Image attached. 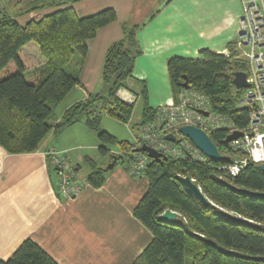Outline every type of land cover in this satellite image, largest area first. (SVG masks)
Returning <instances> with one entry per match:
<instances>
[{
  "label": "trees",
  "instance_id": "obj_1",
  "mask_svg": "<svg viewBox=\"0 0 264 264\" xmlns=\"http://www.w3.org/2000/svg\"><path fill=\"white\" fill-rule=\"evenodd\" d=\"M75 1L38 3L31 9L54 8L24 24L0 10V146L9 153L34 151L50 130L59 131L85 115V124L97 131L99 151L105 154L107 144H117L122 150L113 157L125 163L139 151L133 150L134 143L117 140L102 130L100 120L103 115L122 122L130 118L132 104L120 99L117 90L132 74L139 51L135 34L140 24L125 23L123 36L105 51L100 79L107 87L106 93L89 94L67 108L59 121H50L55 105L79 83L70 61L75 54L83 57L86 41L116 19L112 7L80 17L72 5ZM234 44L228 43V55L203 47L199 49L200 57L175 55L167 59L166 65L175 101L186 80L188 88L209 99L213 112L230 117L234 126L241 128L247 122V112L236 106L243 88L235 86L233 73L247 72V63L235 57ZM157 111L145 100L141 125L152 121ZM226 135L224 128L209 133L220 150ZM166 156L158 162L149 158L143 171L148 186L133 214L152 238L130 264H264L256 258L264 256V197L238 190L264 192L260 164L249 161L231 176L219 169L229 161L228 155L222 161ZM87 162L91 166L88 182L101 185L105 170L90 159ZM183 176L192 178L210 203L198 201L183 184ZM166 208L175 210L178 218L160 219L159 214ZM226 212L239 218L232 219ZM0 264L57 263L38 244L25 239Z\"/></svg>",
  "mask_w": 264,
  "mask_h": 264
},
{
  "label": "crops",
  "instance_id": "obj_2",
  "mask_svg": "<svg viewBox=\"0 0 264 264\" xmlns=\"http://www.w3.org/2000/svg\"><path fill=\"white\" fill-rule=\"evenodd\" d=\"M45 1L0 0V10L24 24L54 8L31 9ZM145 1L146 12L138 19L139 5H143L139 0H77L72 4L80 17L112 7L116 19L86 41L83 57L77 54L70 61L79 83L57 103L58 115L50 117L52 123L89 94L106 93L100 79L105 51L123 36L119 18L132 11L131 23L140 24L135 34L139 51L131 76L117 90L120 99L132 104L131 115L127 122L109 115L100 120L101 129L117 140L134 143L140 137L145 100L158 109L178 102L168 79L169 57H200L203 47L225 53L228 43L237 39L243 0ZM85 117L81 115L59 131L50 130L34 151L9 153L0 146V260L7 259L23 240L31 239L57 264H130L151 240V232L133 214L148 178L129 174L124 162L112 158L122 150L117 144H107V152L101 153L97 131L85 124ZM177 135L185 136L178 129ZM51 147L65 154L85 182L74 197L58 192L55 167L46 155ZM87 159L106 172L99 186L87 180L91 171ZM112 161V167L106 168Z\"/></svg>",
  "mask_w": 264,
  "mask_h": 264
},
{
  "label": "built area",
  "instance_id": "obj_3",
  "mask_svg": "<svg viewBox=\"0 0 264 264\" xmlns=\"http://www.w3.org/2000/svg\"><path fill=\"white\" fill-rule=\"evenodd\" d=\"M239 24L233 52L236 58L247 63L248 86L243 88L236 106L246 110V124L241 128L235 127L230 117L211 110L205 95L192 88H184L178 95V102L161 106L155 118L142 125L140 137L134 142L135 147L145 142L165 155L175 158L190 156L205 161L208 158L187 137L177 135V128L191 124L208 134L224 128L227 134L233 130H239L242 134L222 148V152L229 156V161L219 166V169L235 176L249 161L264 163V0H243ZM228 53L227 50L224 54ZM168 132L176 135L175 142L164 138ZM46 155L55 167L58 192L66 198L79 194L85 182L77 177L65 154L51 147ZM148 159L145 152L132 153L125 162L128 173L142 175Z\"/></svg>",
  "mask_w": 264,
  "mask_h": 264
},
{
  "label": "water",
  "instance_id": "obj_4",
  "mask_svg": "<svg viewBox=\"0 0 264 264\" xmlns=\"http://www.w3.org/2000/svg\"><path fill=\"white\" fill-rule=\"evenodd\" d=\"M233 83L235 86L239 88H244L248 86V83L246 82V72L244 71H235L233 73ZM183 88H188L187 81L184 80L182 82ZM206 113V112H205ZM178 131L185 135L203 154H205L210 160L213 161H222L226 160V156L221 154L216 146V144L211 140L210 136L201 128L191 125V124H184L179 126ZM241 131L239 130H233L232 132L228 133L226 137L224 138L223 142L226 144L230 140L235 139L239 136H241ZM164 138L168 141H175V135L171 132H168L165 134ZM134 151H141L145 152L147 156L154 161H161L162 159H166L167 156L160 151L156 150L154 147L146 144L145 142H142L139 146L135 147L133 149ZM115 159V157H113ZM113 161L110 162L106 168H111L113 165ZM261 170L264 172V163L260 164ZM181 180L187 190L201 203L208 204L210 203L209 199L203 194L200 187L191 179L189 176H183L181 177ZM240 192L255 195V196H262L264 197V192L262 191H253L246 188H238ZM229 217L232 219H238L236 215H233L231 213H228ZM179 214L172 209L166 208L164 209L160 214L159 218L165 221H172L176 220L178 218ZM259 260H264V256H258L256 257Z\"/></svg>",
  "mask_w": 264,
  "mask_h": 264
},
{
  "label": "rangeland",
  "instance_id": "obj_5",
  "mask_svg": "<svg viewBox=\"0 0 264 264\" xmlns=\"http://www.w3.org/2000/svg\"><path fill=\"white\" fill-rule=\"evenodd\" d=\"M142 1H143V5H142V4L139 5V9L141 8V11H140V13H139L140 15H137V16H136L137 19L143 17V13L146 12V11L144 10V8H146V5H148V4H147L148 1H145V0H142ZM142 1L139 0V2H142ZM144 1H145V2H144ZM137 9H138V7H137ZM125 15H126V14H125ZM133 15H134V11L131 12V15H130V16H127V17L125 16V17H123V18L120 17V18H119V22H120L121 27H122L125 23H127V24H132V23H131V20H133V18H132ZM75 55H77V54H75ZM58 104H59V103H58ZM58 104L55 105V107H54V109H53V113H52V115H51V118H52V117L55 118V116L58 115V110H57V109H58V106H59ZM51 118H50V119H51ZM128 138H129V136L126 137V139H128Z\"/></svg>",
  "mask_w": 264,
  "mask_h": 264
}]
</instances>
